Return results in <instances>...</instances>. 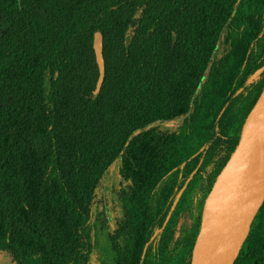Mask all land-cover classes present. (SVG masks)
<instances>
[{
	"label": "trees",
	"instance_id": "1",
	"mask_svg": "<svg viewBox=\"0 0 264 264\" xmlns=\"http://www.w3.org/2000/svg\"><path fill=\"white\" fill-rule=\"evenodd\" d=\"M263 85L264 0H0V264H190L168 230ZM233 264H264V201Z\"/></svg>",
	"mask_w": 264,
	"mask_h": 264
},
{
	"label": "water",
	"instance_id": "2",
	"mask_svg": "<svg viewBox=\"0 0 264 264\" xmlns=\"http://www.w3.org/2000/svg\"><path fill=\"white\" fill-rule=\"evenodd\" d=\"M102 36L94 34L93 48L99 67V77L95 92H98L104 76L102 54ZM264 129V85L241 125L237 143L225 164L217 174L215 181L203 203L198 235L192 249L190 264H233L245 241L251 223L264 200V167L259 168L254 140ZM132 137L126 140L124 151ZM233 192V204L221 221L213 225L208 220L213 199L222 185ZM105 213L111 221L107 199ZM208 230L207 238L202 233ZM199 245V250L196 251Z\"/></svg>",
	"mask_w": 264,
	"mask_h": 264
},
{
	"label": "rangeland",
	"instance_id": "3",
	"mask_svg": "<svg viewBox=\"0 0 264 264\" xmlns=\"http://www.w3.org/2000/svg\"><path fill=\"white\" fill-rule=\"evenodd\" d=\"M259 71L260 70H258L255 74H257ZM176 148V146H166L159 151H155L153 149H150L148 146H144L138 151L136 158L138 160L139 166L143 170L151 172L157 169L168 158L171 159L173 154L175 153L174 150ZM213 183L209 185L202 180H196L193 183L188 196L186 197L185 205L178 213L176 219L173 221L171 227L168 230V236L170 240L169 242L171 245H182L188 238H192L193 236L196 239L200 227L203 203ZM181 191L182 190L178 191L175 194V199L179 197ZM159 231L160 229H156L154 231V242L158 238ZM102 245H105L104 242L102 243ZM132 246V237L126 235L125 238L119 243L120 253L122 255L127 254L132 249ZM107 253L108 246L106 248L105 254Z\"/></svg>",
	"mask_w": 264,
	"mask_h": 264
},
{
	"label": "bare ground",
	"instance_id": "4",
	"mask_svg": "<svg viewBox=\"0 0 264 264\" xmlns=\"http://www.w3.org/2000/svg\"><path fill=\"white\" fill-rule=\"evenodd\" d=\"M254 152L258 166L261 169L264 167V129L254 140ZM233 199L232 190L223 184L214 196L212 207L208 216L210 223L216 225L221 221L223 216L229 212L233 204ZM208 235L209 231L205 230L202 233V238L205 239ZM198 250L199 245L196 248V251Z\"/></svg>",
	"mask_w": 264,
	"mask_h": 264
}]
</instances>
